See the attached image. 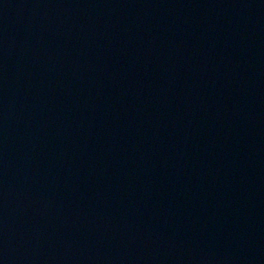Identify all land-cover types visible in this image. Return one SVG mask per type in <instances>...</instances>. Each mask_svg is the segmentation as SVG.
I'll use <instances>...</instances> for the list:
<instances>
[{
	"label": "water",
	"instance_id": "water-1",
	"mask_svg": "<svg viewBox=\"0 0 264 264\" xmlns=\"http://www.w3.org/2000/svg\"><path fill=\"white\" fill-rule=\"evenodd\" d=\"M0 264H264V0H0Z\"/></svg>",
	"mask_w": 264,
	"mask_h": 264
}]
</instances>
